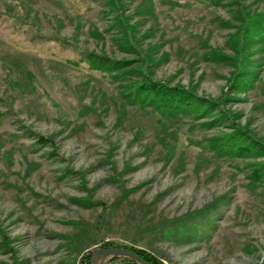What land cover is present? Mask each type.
<instances>
[{
    "label": "rangeland",
    "instance_id": "obj_1",
    "mask_svg": "<svg viewBox=\"0 0 264 264\" xmlns=\"http://www.w3.org/2000/svg\"><path fill=\"white\" fill-rule=\"evenodd\" d=\"M108 243L264 259V0H0V264Z\"/></svg>",
    "mask_w": 264,
    "mask_h": 264
},
{
    "label": "trees",
    "instance_id": "obj_2",
    "mask_svg": "<svg viewBox=\"0 0 264 264\" xmlns=\"http://www.w3.org/2000/svg\"><path fill=\"white\" fill-rule=\"evenodd\" d=\"M138 90L141 93H144L146 96L149 94H152L156 99L159 98L160 102L164 105L172 106L174 103H178L177 106L180 104H183L190 101V98L192 97L189 92H186L183 89L180 88H170L165 86L164 84H160L151 80H146L142 84L138 86ZM105 249H125V250H131L136 252L138 255H140L145 261H147L149 264H163L160 260H158L155 256L152 254L145 252L143 250H135L128 246H120L116 243H108L104 246ZM92 256L89 258L88 264H92ZM88 259V258H87ZM121 259V262L117 263V260ZM104 264H140L139 262L124 256H118L110 259V261L104 263Z\"/></svg>",
    "mask_w": 264,
    "mask_h": 264
},
{
    "label": "water",
    "instance_id": "obj_3",
    "mask_svg": "<svg viewBox=\"0 0 264 264\" xmlns=\"http://www.w3.org/2000/svg\"><path fill=\"white\" fill-rule=\"evenodd\" d=\"M115 256H124L129 257L140 264H149L145 261L140 255H138L134 251H129L125 249H100L94 252V256L92 259V264H98L99 260L103 257H115ZM260 264H264V259Z\"/></svg>",
    "mask_w": 264,
    "mask_h": 264
}]
</instances>
